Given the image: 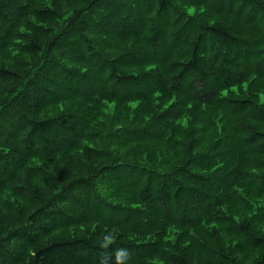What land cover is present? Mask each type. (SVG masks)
Wrapping results in <instances>:
<instances>
[{
	"label": "trees",
	"instance_id": "trees-1",
	"mask_svg": "<svg viewBox=\"0 0 264 264\" xmlns=\"http://www.w3.org/2000/svg\"><path fill=\"white\" fill-rule=\"evenodd\" d=\"M0 264H264V0H0Z\"/></svg>",
	"mask_w": 264,
	"mask_h": 264
}]
</instances>
